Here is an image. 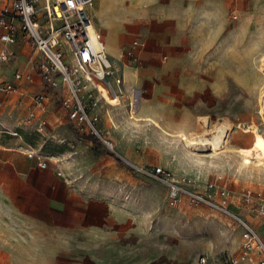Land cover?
Listing matches in <instances>:
<instances>
[{
	"label": "rangeland",
	"instance_id": "1",
	"mask_svg": "<svg viewBox=\"0 0 264 264\" xmlns=\"http://www.w3.org/2000/svg\"><path fill=\"white\" fill-rule=\"evenodd\" d=\"M90 13L116 69L134 73L120 105L104 104L100 127L114 148L65 115L47 129L45 145L32 138L74 195L52 211L53 225L39 219L14 228L0 264H227L243 253L255 214L197 196L212 183L264 199V166L246 170L238 156L255 134L264 136V0H95ZM149 26L159 42L139 69L124 67L127 49ZM22 49L16 62L34 73L38 59ZM199 88L207 91L205 110ZM189 139L202 141L187 148ZM158 168L164 173L156 177ZM174 186L180 194L171 204Z\"/></svg>",
	"mask_w": 264,
	"mask_h": 264
},
{
	"label": "built area",
	"instance_id": "2",
	"mask_svg": "<svg viewBox=\"0 0 264 264\" xmlns=\"http://www.w3.org/2000/svg\"><path fill=\"white\" fill-rule=\"evenodd\" d=\"M94 3L95 0H0V95L10 98L18 92L20 83H33L30 73L15 71L11 80L2 73L4 67L13 66L18 56L16 48L21 46L29 47L36 55V71L44 86L41 93L30 97L33 109L20 127L11 128L0 120L1 135L22 138L28 133L24 128L34 127V132L28 135L40 139L45 145L48 122L44 115L53 98L58 96L70 124L83 135L98 138L107 148H114L112 141L103 138L100 127L102 112H107L104 93L110 97L122 96L126 92V79L125 72L116 69L106 52L105 43L91 17ZM72 19L75 21L70 22ZM230 19L236 21L237 15L233 12ZM141 47L140 40L132 42L125 53L124 67L135 69L141 65ZM31 62L35 63V60ZM35 110L43 115L39 116ZM41 147H32L27 157L45 170L50 158ZM163 173L158 168L154 175L158 177ZM179 194V187L174 186L169 197L171 204L178 200ZM261 197L250 189L235 192L226 185L211 183L206 194L197 196V199L225 209L249 206L256 217L264 218V199ZM243 239V253L229 258L226 263L264 264V242L253 226L247 225ZM200 262L205 264V258Z\"/></svg>",
	"mask_w": 264,
	"mask_h": 264
},
{
	"label": "crops",
	"instance_id": "3",
	"mask_svg": "<svg viewBox=\"0 0 264 264\" xmlns=\"http://www.w3.org/2000/svg\"><path fill=\"white\" fill-rule=\"evenodd\" d=\"M232 13L229 14V21L230 23H235V21L232 22L230 19ZM234 13L237 15L236 11ZM176 17L178 16H174V18ZM166 20L167 18L162 16L158 27L164 28ZM158 36L151 37V26H149L137 38L143 44V47L139 50L140 66L143 64L142 61L146 54V49L149 46L152 47L151 44L155 45L159 42ZM23 47L27 48V46L16 48L18 56L23 51ZM167 59V56L163 58L164 61ZM16 60L12 67L3 68L2 73L6 79L11 80L15 71H21L32 74L33 83H20L18 92L10 96V98L0 95V102L3 103V106L0 107V120L11 128L20 127L28 113L33 109L30 97L44 90L38 72L31 73V70H22ZM132 76L134 77V73H126L125 79L127 77L132 78ZM193 80H190V82ZM198 91L199 110H205L204 107H206L208 102L207 91L205 88L203 90L199 88ZM35 111L39 116L43 115V112ZM63 115L67 118L66 113L61 108L59 97L55 96L48 105L47 113L44 115L48 122L47 129L52 127L53 122L60 120ZM24 129L28 133H25L22 138H13L0 134V251L11 249L6 245L14 242V238H12L15 234L14 228L29 227L33 223H38L39 219L46 220L44 225H53L55 217L52 211L57 208V205L62 209L64 196L72 197L74 195L70 185L56 174V170L50 166V163L48 168L44 170L38 167L35 160L27 157V152L32 147H35L32 144L33 137L28 134L34 132L35 128L28 127ZM242 190L244 189L236 190L235 192ZM242 210L243 207L238 208L239 212ZM251 225L264 242V218L252 217Z\"/></svg>",
	"mask_w": 264,
	"mask_h": 264
},
{
	"label": "bare ground",
	"instance_id": "4",
	"mask_svg": "<svg viewBox=\"0 0 264 264\" xmlns=\"http://www.w3.org/2000/svg\"><path fill=\"white\" fill-rule=\"evenodd\" d=\"M61 1V0H59ZM57 10V8H56ZM263 71H264V61H263ZM106 97L107 104L111 107H117L120 105L119 97L111 98L106 93H104ZM250 128V127H249ZM250 129H246L249 131ZM202 141L201 139H189L186 140L184 145L187 148H192L196 146V143ZM217 144H214L216 147ZM238 156L240 157V164L246 170L250 168L252 164H259L260 166H264V136L261 134H255L254 141L251 147L249 148H240L238 150Z\"/></svg>",
	"mask_w": 264,
	"mask_h": 264
},
{
	"label": "trees",
	"instance_id": "5",
	"mask_svg": "<svg viewBox=\"0 0 264 264\" xmlns=\"http://www.w3.org/2000/svg\"><path fill=\"white\" fill-rule=\"evenodd\" d=\"M110 158L113 159L119 166H124L130 168V170H133L132 166L129 165L127 162L122 160L119 156H117L114 153H110Z\"/></svg>",
	"mask_w": 264,
	"mask_h": 264
}]
</instances>
